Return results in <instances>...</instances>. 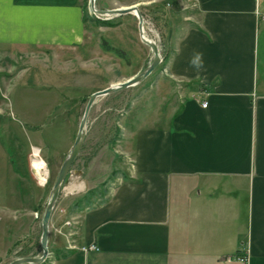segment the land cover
Masks as SVG:
<instances>
[{
    "label": "crops",
    "instance_id": "obj_1",
    "mask_svg": "<svg viewBox=\"0 0 264 264\" xmlns=\"http://www.w3.org/2000/svg\"><path fill=\"white\" fill-rule=\"evenodd\" d=\"M124 1L114 8L158 5L169 25L165 80L156 85L165 98L147 117L159 124L131 133L133 169L104 203L70 214L82 188L65 189L77 198L68 214L55 206L48 264H243L241 257L264 264V0ZM83 3L2 0L0 59L7 51L80 48ZM171 5L175 18L183 15L178 24L168 17ZM21 204V189L0 201V218H14L0 230V264L21 245ZM32 210L30 242L38 237L39 208ZM91 244L98 250L81 251Z\"/></svg>",
    "mask_w": 264,
    "mask_h": 264
},
{
    "label": "rangeland",
    "instance_id": "obj_2",
    "mask_svg": "<svg viewBox=\"0 0 264 264\" xmlns=\"http://www.w3.org/2000/svg\"><path fill=\"white\" fill-rule=\"evenodd\" d=\"M83 1L89 17L85 41L80 48L61 51L35 48L15 54L7 51L0 59V73L5 78L4 82L0 80V106L5 109V116H0V201L21 189L23 209L18 242L21 245L11 249L6 257L8 263L33 257L34 253L36 257L42 255L39 250L42 217L60 168L76 140L90 96L127 81L131 75L136 76L153 58L151 49L141 41L138 19L134 15L106 20L90 10L89 0ZM125 2L97 0L96 7L118 9L114 7ZM156 6H142L141 13L147 19L146 37L159 46L163 55L170 30L160 15L163 11ZM166 9L173 24L182 21L181 11L178 18L174 16L176 7L171 5ZM97 19L111 25L99 24ZM161 66L162 63L138 85L96 100L88 117L81 152L63 183L56 204L60 211L67 210L68 214L77 198L65 195V189L72 183L80 184V196L101 190L100 200L133 169L128 153L134 146L131 133L159 124L147 117L161 110L159 99L163 102L165 98L156 88L159 79L165 80L160 75ZM34 148L40 150L39 159L46 167L43 170L38 167ZM9 201L6 203L10 204ZM37 207L38 237L30 242L29 226L35 221L32 209ZM13 220V217L1 219L0 230L11 227ZM3 236L4 233H0V238ZM27 254L30 256H25Z\"/></svg>",
    "mask_w": 264,
    "mask_h": 264
},
{
    "label": "water",
    "instance_id": "obj_3",
    "mask_svg": "<svg viewBox=\"0 0 264 264\" xmlns=\"http://www.w3.org/2000/svg\"><path fill=\"white\" fill-rule=\"evenodd\" d=\"M96 1L97 0H89L90 10L97 13V15L104 17L106 20L113 19L115 17L123 16V15H129V14L134 15L138 19V29H139L141 41L143 42V44H145L151 49L153 58L149 63V65L136 76L128 79L125 82L119 83L117 85H111L103 90L97 91L90 96L84 112V116L79 126L76 140L71 148L70 153L65 158L60 168V171L58 173L55 184L50 194L49 202L46 205L42 217V221H41L42 234L40 239L42 255L40 257L18 258L7 264H42L49 258L50 251H49L48 243H49L50 222H51L52 214L58 202L59 196L61 194L63 183L81 152L83 143L85 141V129L87 126L88 117L96 100L100 97L108 96L110 94L138 85L139 83L147 79L162 63V57L159 46L154 41L146 37L145 20L138 6H131L126 8L112 9V10H100L96 7Z\"/></svg>",
    "mask_w": 264,
    "mask_h": 264
},
{
    "label": "trees",
    "instance_id": "obj_4",
    "mask_svg": "<svg viewBox=\"0 0 264 264\" xmlns=\"http://www.w3.org/2000/svg\"><path fill=\"white\" fill-rule=\"evenodd\" d=\"M88 17H89V15H87V13H86L85 21H87ZM97 22L99 24L111 25V23H109L108 21H104V20H98L97 19ZM123 177H127V174L123 175ZM100 195H102L101 190H97V189L87 192L84 196H82L81 198H79L75 201V203L72 205L69 213L70 214H74L77 212L80 213V212L85 211V210L93 209V208L97 207V205L104 203L106 201V199H105V197H103L102 199L99 200ZM39 250L42 251L41 247L39 248ZM23 253H25V252H23ZM70 253H71L70 251L66 250L65 252H62L61 254L57 255V258L67 257L70 255ZM25 256H30V254L29 255L27 254ZM31 256L36 257V253L32 254ZM42 264H48V261L46 260Z\"/></svg>",
    "mask_w": 264,
    "mask_h": 264
},
{
    "label": "built area",
    "instance_id": "obj_5",
    "mask_svg": "<svg viewBox=\"0 0 264 264\" xmlns=\"http://www.w3.org/2000/svg\"><path fill=\"white\" fill-rule=\"evenodd\" d=\"M207 105H208L207 102L203 103V107L204 108H206ZM61 212L65 213L66 211L65 210H62ZM65 225L71 227L72 226V222L71 221H67L65 223ZM97 250H98V248H97V246L95 244H91V245H88V246H85V247H82L81 248V251H83L84 253H88V252H92V251H97ZM227 260L230 261L231 258H227ZM239 262H241V263L244 264V263L247 262V259L245 257H241V258H239Z\"/></svg>",
    "mask_w": 264,
    "mask_h": 264
},
{
    "label": "bare ground",
    "instance_id": "obj_6",
    "mask_svg": "<svg viewBox=\"0 0 264 264\" xmlns=\"http://www.w3.org/2000/svg\"><path fill=\"white\" fill-rule=\"evenodd\" d=\"M93 13L97 15V13H95V12H93ZM33 152H34L35 157L37 158V164H38L39 169L43 170V167H45V163L43 162V160L39 159L40 158V150L37 148H34Z\"/></svg>",
    "mask_w": 264,
    "mask_h": 264
},
{
    "label": "snow or ice",
    "instance_id": "obj_7",
    "mask_svg": "<svg viewBox=\"0 0 264 264\" xmlns=\"http://www.w3.org/2000/svg\"><path fill=\"white\" fill-rule=\"evenodd\" d=\"M0 2H2V0H0Z\"/></svg>",
    "mask_w": 264,
    "mask_h": 264
}]
</instances>
